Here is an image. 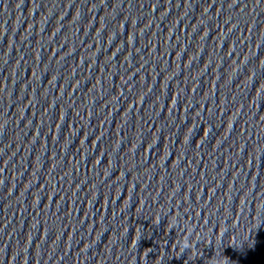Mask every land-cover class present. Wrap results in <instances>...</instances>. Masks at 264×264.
Listing matches in <instances>:
<instances>
[{"label":"water","instance_id":"obj_1","mask_svg":"<svg viewBox=\"0 0 264 264\" xmlns=\"http://www.w3.org/2000/svg\"><path fill=\"white\" fill-rule=\"evenodd\" d=\"M0 264H264V0H0Z\"/></svg>","mask_w":264,"mask_h":264}]
</instances>
